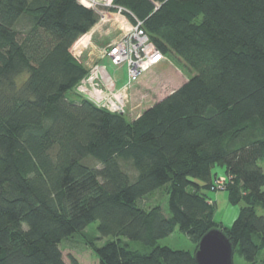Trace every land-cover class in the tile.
I'll use <instances>...</instances> for the list:
<instances>
[{
	"label": "trees",
	"instance_id": "16d2710c",
	"mask_svg": "<svg viewBox=\"0 0 264 264\" xmlns=\"http://www.w3.org/2000/svg\"><path fill=\"white\" fill-rule=\"evenodd\" d=\"M193 75L133 120L66 99L87 69L73 44L98 22L77 0H0V264H195L159 241L222 230L264 264V0H112ZM238 215L213 220L212 169ZM164 192L160 204L141 202ZM98 223V237L85 229ZM104 240L99 246L96 241ZM138 244L133 245V244Z\"/></svg>",
	"mask_w": 264,
	"mask_h": 264
},
{
	"label": "rangeland",
	"instance_id": "374dc122",
	"mask_svg": "<svg viewBox=\"0 0 264 264\" xmlns=\"http://www.w3.org/2000/svg\"><path fill=\"white\" fill-rule=\"evenodd\" d=\"M108 19V22L94 33L92 37V47L104 45L110 40L119 38L129 25L128 20L120 19L118 15L113 12L108 16ZM88 51L89 50H87L80 59L81 63H84L86 60V54ZM101 64L107 68V71L112 76L119 79L117 83L118 86L125 81L126 67L124 65L115 66L106 59L101 61ZM192 75L193 72L185 67L182 62L173 57H166L165 60H162L155 67L145 72L133 85L129 95V113L125 115V119H135L144 110L179 88ZM66 99L76 102L80 98L74 93H68ZM260 165L264 171V164L260 163ZM217 179H223L226 181L227 175L224 166L216 165L212 169V177L208 184H214ZM207 195L209 197V202L211 204L213 203L215 206L213 220L225 228L230 227L238 215L240 206L231 205L227 200V193L224 190H218L216 188L214 190L210 189L207 192ZM153 204H160L163 206V208H165L164 212L166 213V199L164 192L155 193L141 202L143 207H148ZM257 214L264 216V211L261 208H257ZM97 226L98 223H92L85 229V231L89 235L98 237ZM83 241V238L75 236L70 242L62 243L60 245L65 264H98L97 258L84 246ZM96 242L101 246L104 243V240H98ZM133 245L138 246V244L135 243ZM159 245L168 247L172 250L189 252H194L196 250L195 245L189 241L186 235L180 233L178 229H176L169 237L160 240ZM233 261L234 264H246L236 255L234 256Z\"/></svg>",
	"mask_w": 264,
	"mask_h": 264
},
{
	"label": "built area",
	"instance_id": "2783aa9c",
	"mask_svg": "<svg viewBox=\"0 0 264 264\" xmlns=\"http://www.w3.org/2000/svg\"><path fill=\"white\" fill-rule=\"evenodd\" d=\"M77 2L93 10L98 15V22L70 49L72 56L80 63L84 53L89 50L86 60L81 63L86 67L87 73L75 85L73 93L99 109L125 116L129 113V95L133 85L145 72L165 60L166 57L153 44L143 30L141 22L137 20L134 23L130 22L123 13L124 10L120 8L114 11L109 10L112 8V0H77ZM111 12L116 13L120 19L129 21L127 29L119 38L110 40L104 45L92 47L94 33L108 22ZM104 59L112 65L126 67L125 81L121 85L118 86L119 79L112 76L101 64ZM224 185L223 179H217L211 189L224 190Z\"/></svg>",
	"mask_w": 264,
	"mask_h": 264
},
{
	"label": "water",
	"instance_id": "95a60500",
	"mask_svg": "<svg viewBox=\"0 0 264 264\" xmlns=\"http://www.w3.org/2000/svg\"><path fill=\"white\" fill-rule=\"evenodd\" d=\"M233 247L220 229L207 231L198 241L195 264H234Z\"/></svg>",
	"mask_w": 264,
	"mask_h": 264
}]
</instances>
